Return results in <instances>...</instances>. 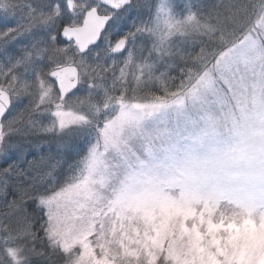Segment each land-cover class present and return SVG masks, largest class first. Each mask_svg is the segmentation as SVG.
Returning <instances> with one entry per match:
<instances>
[{"label":"snow or ice","instance_id":"1","mask_svg":"<svg viewBox=\"0 0 264 264\" xmlns=\"http://www.w3.org/2000/svg\"><path fill=\"white\" fill-rule=\"evenodd\" d=\"M0 19V264H264V0Z\"/></svg>","mask_w":264,"mask_h":264},{"label":"rangeland","instance_id":"2","mask_svg":"<svg viewBox=\"0 0 264 264\" xmlns=\"http://www.w3.org/2000/svg\"><path fill=\"white\" fill-rule=\"evenodd\" d=\"M148 3H154L155 0H147ZM177 3H184L186 2V0H176ZM224 3H227L228 0H223ZM200 3L204 4V5H208V6H211L213 4H216V3H221V0H200ZM14 24V21H9L7 26H13ZM3 27H5V23L2 19H0V29H2ZM10 47L15 50L16 48L19 47V45H10ZM188 49L191 51L192 50V45H188L187 46ZM196 51L199 50V47L196 46L195 48ZM172 75L174 77H178L179 76V67L176 68L175 71L172 72ZM177 83L179 82L178 79L176 81ZM149 87H153V85H149ZM26 103V101H25ZM22 107V105H17L15 108L12 109V113L14 114L15 112H18L20 110V108ZM33 157L32 156H29L28 159H32ZM6 165L3 164L2 161H0V167H4ZM0 208H2V205H0ZM35 209V205L32 204V203H29V211H33ZM38 226V225H37Z\"/></svg>","mask_w":264,"mask_h":264},{"label":"water","instance_id":"3","mask_svg":"<svg viewBox=\"0 0 264 264\" xmlns=\"http://www.w3.org/2000/svg\"><path fill=\"white\" fill-rule=\"evenodd\" d=\"M61 39L63 40V38L61 37Z\"/></svg>","mask_w":264,"mask_h":264}]
</instances>
